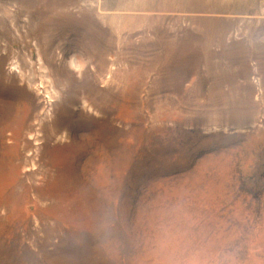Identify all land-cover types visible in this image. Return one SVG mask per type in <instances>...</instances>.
Masks as SVG:
<instances>
[{"label":"rangeland","instance_id":"rangeland-1","mask_svg":"<svg viewBox=\"0 0 264 264\" xmlns=\"http://www.w3.org/2000/svg\"><path fill=\"white\" fill-rule=\"evenodd\" d=\"M0 264H264V0H0Z\"/></svg>","mask_w":264,"mask_h":264}]
</instances>
